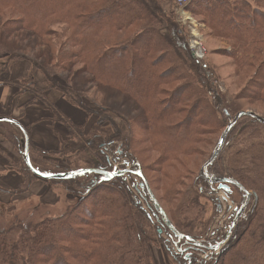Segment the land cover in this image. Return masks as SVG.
Instances as JSON below:
<instances>
[{
  "label": "trees",
  "instance_id": "trees-1",
  "mask_svg": "<svg viewBox=\"0 0 264 264\" xmlns=\"http://www.w3.org/2000/svg\"><path fill=\"white\" fill-rule=\"evenodd\" d=\"M177 7L172 0H0V59L5 58L0 88L16 86L10 105L27 98L25 107H47L52 120L68 130L57 147H40L17 117L0 114L15 122L0 123L2 138L18 153L16 167L23 179L15 191L27 192L37 178L25 164L19 126L28 137L31 165L41 173L112 171L121 161L115 157L118 146L121 159L146 177L138 151L146 143L145 154L156 155V171L162 175L150 181L160 191L156 203L128 173L110 181H101L97 174L47 181L73 203L58 216L36 209L15 213L14 206L0 204V213L2 208L7 217L0 226V264H156L153 248L164 235L161 244L169 264H204L194 253L206 252L208 246L197 241L206 237L219 206L213 190L218 186L209 184L200 170L240 112L237 103L264 105V0H191L186 8L210 37L229 46L220 53L235 70L232 85L239 86L230 103L218 87L217 66L191 55L175 19ZM21 34L35 44L19 45ZM19 62L35 68L39 76L13 83L10 70ZM88 90L117 94L132 102L138 115L128 121L110 108L89 103ZM47 91L61 92L84 112V121L72 122ZM64 157L65 167L57 161ZM172 169L177 173L170 176ZM207 176L233 179L251 194L219 264H264V125L240 118ZM206 191L213 197L208 199L209 218ZM4 192L0 189V196ZM227 194L237 210L246 200L235 186ZM172 245L191 254L185 258Z\"/></svg>",
  "mask_w": 264,
  "mask_h": 264
},
{
  "label": "rangeland",
  "instance_id": "rangeland-1",
  "mask_svg": "<svg viewBox=\"0 0 264 264\" xmlns=\"http://www.w3.org/2000/svg\"><path fill=\"white\" fill-rule=\"evenodd\" d=\"M163 1H165V0H163ZM172 1L173 2L175 1V3H176V0H172ZM186 8H187V6L184 8L185 15H180V16L176 15L177 9H175V19L178 20V17L182 18L184 25H182L181 30H182V34L185 38V41L187 42L188 49H189V44H190L189 41L191 38L192 39L195 38L196 42L198 44H201V46L203 47L205 54H206V58L203 61L205 63H212L215 66H217V71L219 72V76H218L219 80L217 81L218 87H219L220 91L225 95L226 99L228 100V103H230L233 100V96H235L237 94V92L239 90V86L237 84L232 85L231 76L235 72V70L229 65L228 59H225L224 55L220 53V51L222 49H226L227 51H229V46L227 47V44L219 42V41L213 39L212 37H210L211 35L209 36L208 30L206 29L204 24H202L201 21L192 17V15L186 10ZM27 36L28 35H26V34H21L18 38V41H16V42H18L19 45L21 43H24V42L29 43L30 46L34 45L35 41H33L32 38L30 39ZM191 55H192V53H191ZM3 62H5V58L0 59V64H2ZM19 63H22V62H19ZM19 63H16V64H19ZM22 64L23 65H20L18 70H16V71H14L13 69L10 70V74L14 75L16 73H19L23 69L24 72H23L22 76H24V77H28V76L37 77V76H39V73L37 72V70L35 68H33L31 66L29 67V65L26 63H22ZM22 66H23V68H22ZM11 81H12V79H11ZM13 83H15V82H13ZM11 87H13L14 89H17V87L14 85ZM49 92H54V91H47L46 96ZM86 97H87V100L89 103H92V104L95 103V104L110 108V109L120 113L121 117L127 119L128 121L134 120L135 116L138 115V112H136L135 108L133 107V103L132 102L127 103L123 98H121L117 94L88 90V91H86ZM55 98L63 100L67 105L71 106V104L66 101L64 95L61 92L55 91ZM55 103H56V101H55ZM237 104L240 108V111H250V112H253L255 114L259 113V114L264 115V105L260 104V102H258V101H255L253 103H249V102L243 103L242 102V103H237ZM38 109H39L40 113H37L33 117H29V120H32V122L33 121L35 122L36 118L40 117L39 119L42 118V121H40L39 124L35 123L33 126H36V125L41 126V128H43L42 134L44 136L51 137V134H53L54 136H56V138L59 141H60V139H64L66 136V133L68 132L66 126L62 123L53 121L52 120V114L53 113L47 107L39 106ZM79 111L81 113H84L81 110H79ZM19 120L22 121V123H26L24 118L19 119ZM116 120H117V122H119L120 124L123 125V121H121V120L119 121L118 119H116ZM86 128L88 129V127H86ZM5 144L8 145V142L6 141ZM117 147L118 146H116L115 157L118 160H121L118 163L119 167L116 168L117 171H119V169H124L126 167L124 165H122V163L125 162V161H123V159H121V156L123 155V154L121 155L122 150L120 148H117ZM0 149H2L4 155L7 157L6 166L0 168V189L4 190L6 192V193L4 192L2 194V196H0V204L5 205V206H14L15 213L25 214L27 211H29L31 209H36L33 212L37 211L39 214L41 213L42 215L45 213H49L50 216L61 215L67 209L68 205H73V203L70 200H68L69 198L66 196L65 192L62 189L49 187V184L47 183V181L42 180L40 178H36L33 180L32 184L29 186V189L27 192H25L23 194H19L18 192H16L15 189L17 187V182L12 181L11 177L7 176V174L12 172L13 174H18L20 176V173H19L20 169L18 167H16L17 163L12 161V160H14V157H15L14 152L16 155L18 153H17V151L13 152L14 148H13V150L10 148V151H7V150L3 149L2 146H0ZM147 149H149V148L146 145V143H141L139 145V148H138V151L142 153V155H141L142 165L144 168H146V171H147L146 172L147 176L146 177L144 175L143 176H144L146 181L148 180L147 183L149 182L148 186L150 188L152 195L154 196V199L159 200L158 196H160V191L158 193L155 190L156 188L153 190L150 181H151L152 177H154V176L158 177V176H162V175L156 171V167L154 164V161L156 160V155H153L152 153H149L148 155L145 154ZM124 159H126V158H124ZM66 160H67L66 157L57 159L60 166H63V167H65L67 164ZM110 161H111V158H110ZM184 162L186 164V162L188 163V160H184ZM153 169H154V171H153ZM135 171H137V170H135ZM170 171H168V174L170 176H172L173 171H174V174L177 173L176 169H172V171L171 172ZM19 176H18V178H19ZM13 177H15V176H13ZM22 179H23V177H22ZM128 179L133 180L135 183V186H137V187L142 184V180L138 176L128 177ZM138 189H140V188L138 187ZM157 189H159V187ZM214 190L217 191L214 198L217 199V202H218L217 204H218V206H221V210L214 217V219H213V221L209 227V230H208L206 237L203 238L202 240L197 241L199 244L201 243V244H204L207 246H209V245L215 246V245L221 244L222 241L226 240V238L229 235L227 225L228 224H229V226L231 225V222L233 220L232 218H233V215L235 213V208L237 209V204L232 202V200L229 198L228 194L226 195L224 191H221L217 188L216 189L214 188ZM207 193L208 192L206 191L205 198L203 199V201L208 204V201H209L208 199L213 198V197L209 196L210 194L207 195ZM48 195L54 196V200H52L49 203L44 201V199ZM3 196H8V199H7V197H3ZM161 205L163 208L166 209V205H163L162 203H161ZM207 208H208V213H207L206 218H209L211 216V213H212V205L210 202L207 205ZM167 211H169V210H167ZM222 215H223V217L220 218V216H222ZM165 216H166V214H165ZM33 219L35 220V218H33ZM6 221H7V217L2 213V208H1L0 226L4 225ZM168 221L172 225V223L169 219H168ZM172 227H173V225H172ZM218 232H221V233L217 234ZM221 235H222V237H220ZM230 237H232V236H230ZM165 238H167L165 235L162 236L160 241H156V246L153 248V255H154V259H155L156 264H169V260L166 256L163 245L161 244V240H164ZM223 245H221V246L218 245V246L222 247ZM170 248L173 249V251L175 253L181 254V256H185V258H187L191 254V252L190 253L187 252L186 248L177 250L175 245L170 246ZM214 250L215 249H212V251H213L212 253H208L209 251H207V250H206V252L205 251L198 252V254L195 252L194 255L196 256V258H198L197 260L204 262V264H214L216 258H218V256H219L221 248H219L217 251H214ZM197 263H198V261H197ZM216 264H219V262H217Z\"/></svg>",
  "mask_w": 264,
  "mask_h": 264
},
{
  "label": "water",
  "instance_id": "water-1",
  "mask_svg": "<svg viewBox=\"0 0 264 264\" xmlns=\"http://www.w3.org/2000/svg\"><path fill=\"white\" fill-rule=\"evenodd\" d=\"M250 117L254 120H257L259 123L264 125V118L259 116L258 114H255L253 112L250 111H240L239 113H237L235 115V117L229 122V124L226 126L225 130L222 132L219 141H218V148L213 152L211 158L203 165V167L201 168L200 171V175L211 185H218L219 189H222L224 191H228V187L229 186H235L238 189H240L241 191H243L246 194V200L244 202L243 205L240 206V208H238L235 218L233 220V224L231 228H234L236 226V223L239 219V217L241 216V214L244 212V210L246 209L248 202H249V198H250V193L247 192L242 185H240L237 181L233 180V179H228V178H212L207 176V168L213 163V161L218 157L219 153L221 152L222 148L225 145V141H226V137L228 135V133L230 132V130L234 127V125L237 123V121L244 117ZM0 123H11V124H15V122L12 119L9 118H4V117H0ZM19 126V125H17ZM19 129L21 130L22 134H23V144H24V159H25V164L27 166V168L32 172V174L37 177L40 178L42 180L45 181H49V180H67L70 179L72 177H76V176H83L85 174H97L99 176H101V181H110L113 178L116 177H120L123 176L125 174H128V170H122V171H102V170H97V169H80L78 171H73V172H68V173H61V174H45V173H41L39 171H37L36 169H34L31 165L30 159H29V155H28V147H29V143H28V137L26 135V133L24 132V130L19 126ZM132 173V172H131ZM135 175H137L139 178H141L142 180V184H141V188L143 189L144 187H146L148 194L151 198V200L156 203V200L154 199V196L152 195L150 188L148 186L147 181L145 180L141 169H138L137 171L133 172ZM161 214L164 216V219L167 223V226L169 229H172V225L170 224V222L168 221L167 217L165 216L163 211H160ZM181 238V237H180ZM188 241H192L191 238L187 237L186 238ZM198 244V243H197ZM230 242H228L227 244H225L219 253L218 258H216L214 264H216L221 255L223 254V252L229 247ZM219 246H213L211 247V249H215L217 250Z\"/></svg>",
  "mask_w": 264,
  "mask_h": 264
},
{
  "label": "crops",
  "instance_id": "crops-1",
  "mask_svg": "<svg viewBox=\"0 0 264 264\" xmlns=\"http://www.w3.org/2000/svg\"><path fill=\"white\" fill-rule=\"evenodd\" d=\"M23 65L22 63L19 64H15L12 66V69L14 71L18 70L19 66ZM23 68V66H22ZM11 69V70H12ZM24 70L22 69L19 73H16L14 75L10 74V78L12 79L13 82L18 81L20 78H22V74H23ZM15 90L13 87H5V88H0V114H11L13 117H17L18 119H23L25 120L26 123H22V121L19 120L20 125L22 127H29L30 131H31V138H32V142L34 145L36 146H42V147H57L59 144V140L56 138V136H54L53 134H51V137H47L44 136L42 134L43 128H41V126L36 125L33 126L35 123H40V121H42V118L39 119L40 117L36 118V121L33 123L32 120H29V117H33L35 116L37 113L39 112L38 107L39 106H30V107H25L24 102L27 98H24L21 96V98H16L14 100V102H12V104H9V100L10 98L14 95ZM47 97L49 98V100L54 103L55 105L57 104L60 107V110L66 115V117H68L72 122L77 123V124H81V122L84 121V114L81 113L79 110L73 108L72 106L67 105L63 100L57 99L55 98V92H49L47 94ZM56 103H55V101ZM56 105V106H57ZM57 106V107H58ZM38 119V120H37ZM6 141L2 138L1 134H0V146H2L3 149L10 151V148L13 150V146H11V144L8 143L5 144ZM10 147V148H9ZM15 150H13L14 152ZM14 160H12L13 162H17L18 160V155L15 154L14 152ZM6 159L7 157L4 155L2 149H0V168L6 166ZM7 176L11 177L12 181H16L17 185L18 183H20V181L22 180V178L18 175V174H13L8 173ZM15 176V177H13ZM19 176V178H18ZM18 180V181H17ZM52 200H54V196H50L48 195L44 201L49 203Z\"/></svg>",
  "mask_w": 264,
  "mask_h": 264
},
{
  "label": "built area",
  "instance_id": "built-area-1",
  "mask_svg": "<svg viewBox=\"0 0 264 264\" xmlns=\"http://www.w3.org/2000/svg\"><path fill=\"white\" fill-rule=\"evenodd\" d=\"M191 2V0H176V4H177V10H176V15L177 16H180V15H185V11H184V8ZM178 26L181 28L182 25H184L183 21H182V18L178 17V20H176ZM190 44H189V49H190V52L192 53V56L197 59V60H200V61H203L205 58H206V54H205V51L203 49V47L201 46V44H198L196 42V39L195 38H191L190 39ZM115 167H119V164H116L114 163ZM222 216H220V218H222ZM227 229L228 231H230V228H229V224L227 225ZM227 231V232H228ZM221 232H218L217 234H219ZM230 235V233H229ZM228 235V237H229ZM228 237L226 238L225 241H222L221 242V245H223L227 240H228ZM208 253H211V252H208ZM207 256V255H206Z\"/></svg>",
  "mask_w": 264,
  "mask_h": 264
},
{
  "label": "flooded vegetation",
  "instance_id": "flooded-vegetation-1",
  "mask_svg": "<svg viewBox=\"0 0 264 264\" xmlns=\"http://www.w3.org/2000/svg\"><path fill=\"white\" fill-rule=\"evenodd\" d=\"M233 229H234V228L231 229V233H232Z\"/></svg>",
  "mask_w": 264,
  "mask_h": 264
}]
</instances>
